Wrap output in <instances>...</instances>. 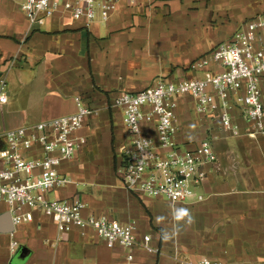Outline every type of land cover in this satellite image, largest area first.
<instances>
[{
    "label": "crops",
    "instance_id": "crops-1",
    "mask_svg": "<svg viewBox=\"0 0 264 264\" xmlns=\"http://www.w3.org/2000/svg\"><path fill=\"white\" fill-rule=\"evenodd\" d=\"M22 2L0 0V77L7 87L0 133L70 114L79 97L90 109L76 131L85 143L58 166L67 182L47 196L82 202L84 216L133 224L156 251L135 248L128 261L126 250L106 247L90 228L59 229L38 211L13 224L0 201V217L7 214L11 224L10 231L0 229V264H183L204 257L264 264V134H247L239 118V134L224 132L180 99V141L190 146L206 136L216 155L202 167L196 192L203 199L139 197L116 172L126 135L121 111L111 104L118 93L141 90L156 77H189L190 62L246 20L264 16V0H119L106 21L88 25L59 14L30 22Z\"/></svg>",
    "mask_w": 264,
    "mask_h": 264
},
{
    "label": "built area",
    "instance_id": "built-area-1",
    "mask_svg": "<svg viewBox=\"0 0 264 264\" xmlns=\"http://www.w3.org/2000/svg\"><path fill=\"white\" fill-rule=\"evenodd\" d=\"M118 1L23 0L20 8L30 22L59 14L88 25L97 18L106 21ZM188 70L189 77H156L147 87L112 99L121 111L126 135L116 172L121 185L139 197L171 203L203 199L196 192L206 175L202 167L213 163L216 155L206 136L190 146L180 141L182 127L176 115L180 99H189L198 118L217 122L224 132L239 134V118L248 127L247 134H264V16L246 20L228 39L190 62ZM6 101V81L0 77V104ZM74 101L76 109L70 114L0 133V201L6 204L12 223L31 221L38 211L59 229L90 228L106 247L126 250L128 261L135 248L156 251L148 235L136 236L133 224L105 214L84 216L82 202L47 196L67 182L58 166L85 143L76 131L90 109L79 97ZM183 264L222 263L204 257L185 259Z\"/></svg>",
    "mask_w": 264,
    "mask_h": 264
},
{
    "label": "water",
    "instance_id": "water-1",
    "mask_svg": "<svg viewBox=\"0 0 264 264\" xmlns=\"http://www.w3.org/2000/svg\"><path fill=\"white\" fill-rule=\"evenodd\" d=\"M7 214H4L0 217V229L3 231H10L11 230V224L7 223Z\"/></svg>",
    "mask_w": 264,
    "mask_h": 264
},
{
    "label": "clouds",
    "instance_id": "clouds-1",
    "mask_svg": "<svg viewBox=\"0 0 264 264\" xmlns=\"http://www.w3.org/2000/svg\"><path fill=\"white\" fill-rule=\"evenodd\" d=\"M185 215H188L187 210H183V211L181 212V216H185ZM178 218H179V217H178Z\"/></svg>",
    "mask_w": 264,
    "mask_h": 264
}]
</instances>
